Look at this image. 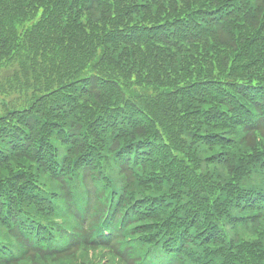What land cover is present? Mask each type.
<instances>
[{
  "label": "trees",
  "instance_id": "16d2710c",
  "mask_svg": "<svg viewBox=\"0 0 264 264\" xmlns=\"http://www.w3.org/2000/svg\"><path fill=\"white\" fill-rule=\"evenodd\" d=\"M0 264H264V0H0Z\"/></svg>",
  "mask_w": 264,
  "mask_h": 264
}]
</instances>
